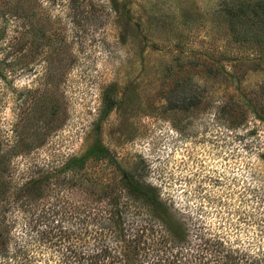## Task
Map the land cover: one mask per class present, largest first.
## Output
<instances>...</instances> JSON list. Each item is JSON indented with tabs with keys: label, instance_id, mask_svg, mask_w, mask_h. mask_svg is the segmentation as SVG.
<instances>
[{
	"label": "rangeland",
	"instance_id": "374dc122",
	"mask_svg": "<svg viewBox=\"0 0 264 264\" xmlns=\"http://www.w3.org/2000/svg\"><path fill=\"white\" fill-rule=\"evenodd\" d=\"M263 5L0 0L3 235L14 202L41 264H264Z\"/></svg>",
	"mask_w": 264,
	"mask_h": 264
},
{
	"label": "trees",
	"instance_id": "16d2710c",
	"mask_svg": "<svg viewBox=\"0 0 264 264\" xmlns=\"http://www.w3.org/2000/svg\"><path fill=\"white\" fill-rule=\"evenodd\" d=\"M258 3H262V0H257ZM239 7H243L242 5H239ZM13 8L16 10L18 9V5H13ZM264 9V5H263ZM12 11V12H17ZM3 14H5L3 12ZM16 15V14H15ZM191 98H189L186 103V105L190 104L189 102ZM115 97H113L110 94H105L102 97V108L106 111L114 106L115 104ZM233 106V105H232ZM16 146V144H13V148ZM78 161V158L73 157L70 158V163H76ZM121 179L125 183L126 187L134 194L143 197L147 201L151 202L153 206H157L162 208L161 204L156 201V193L152 189L145 188L144 186L138 184L130 175H128L126 172H123L121 175ZM18 194H25V196L32 197L34 195H38L40 191V184L38 179L30 177L26 181H24L18 188ZM16 191V192H17ZM15 192V193H16ZM12 205H9L10 208V214L7 217V222L5 223L4 227L6 229L4 230L5 235H3L1 221H0V255L2 257L5 256L6 258V264H10L11 260L14 261L13 263H20V264H41L37 257L31 253L30 246L35 244V247L40 248L41 243L40 241L43 240L44 237L49 235L50 233L44 232L41 234H33V230L30 227H26L24 222H22L23 226V235L20 237V243H17L14 239V227L17 223V217L20 216L21 220L23 217H25L24 210H21V207H18V205L15 206L14 202L11 203ZM24 221V220H22ZM19 237V236H18ZM8 239V241L12 240L14 242V245L11 249L8 248V245H5V241ZM42 239V240H41ZM125 255V253H123ZM75 257V260L72 261L73 264H101L102 260L107 258L109 256V250L104 247L101 248L100 251H92L91 253H78L73 255ZM126 256V255H125ZM101 260V261H100ZM46 263L49 264V258H46ZM68 262V261H65ZM72 264V263H71Z\"/></svg>",
	"mask_w": 264,
	"mask_h": 264
}]
</instances>
